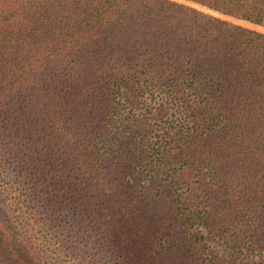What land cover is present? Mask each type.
<instances>
[{
  "label": "trees",
  "instance_id": "1",
  "mask_svg": "<svg viewBox=\"0 0 264 264\" xmlns=\"http://www.w3.org/2000/svg\"><path fill=\"white\" fill-rule=\"evenodd\" d=\"M222 16L264 0H0V264H264V32Z\"/></svg>",
  "mask_w": 264,
  "mask_h": 264
},
{
  "label": "rangeland",
  "instance_id": "2",
  "mask_svg": "<svg viewBox=\"0 0 264 264\" xmlns=\"http://www.w3.org/2000/svg\"><path fill=\"white\" fill-rule=\"evenodd\" d=\"M222 17L227 18L229 20H232L235 23H238V24H241V25H244V26H247V27H250V28H253V29H257V30H260V31H263L264 32V27L254 25V24L249 23V22L244 21V20H238V19H234V18H230V17H225V16H222Z\"/></svg>",
  "mask_w": 264,
  "mask_h": 264
}]
</instances>
